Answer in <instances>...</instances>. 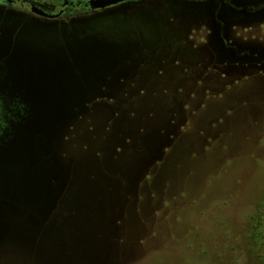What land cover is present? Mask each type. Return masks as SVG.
<instances>
[{"label":"rangeland","instance_id":"1","mask_svg":"<svg viewBox=\"0 0 264 264\" xmlns=\"http://www.w3.org/2000/svg\"><path fill=\"white\" fill-rule=\"evenodd\" d=\"M202 4L140 31L0 16V152L33 143L0 160V264H264V64ZM262 19L230 35L264 58ZM30 87L53 118H19Z\"/></svg>","mask_w":264,"mask_h":264},{"label":"flooded vegetation","instance_id":"2","mask_svg":"<svg viewBox=\"0 0 264 264\" xmlns=\"http://www.w3.org/2000/svg\"><path fill=\"white\" fill-rule=\"evenodd\" d=\"M160 0H0V16L15 17L23 21L38 22L41 25L56 28H70V21L80 22L77 26L83 31H95L98 21L104 20L108 26L115 20L113 27H126L140 31L143 28L144 16L155 17ZM175 1V0H173ZM188 4L203 3L210 6L214 30L219 34V44L237 53L247 49L240 55L253 54L261 63L264 58L253 53L245 41L232 38L231 32L250 33L257 27V20L264 18V0H184ZM202 4V5H203ZM152 14V15H151ZM132 18V19H130ZM102 22V21H100ZM118 22V23H117ZM264 22L262 21L261 24ZM235 52V53H236ZM236 53V54H237Z\"/></svg>","mask_w":264,"mask_h":264},{"label":"water","instance_id":"3","mask_svg":"<svg viewBox=\"0 0 264 264\" xmlns=\"http://www.w3.org/2000/svg\"><path fill=\"white\" fill-rule=\"evenodd\" d=\"M46 88H48V86ZM49 88L50 89L53 88V86H51V82L49 83ZM49 92L45 96H44L43 93H41V94L37 93L35 95V91H33L31 89V87H30V89L28 88V92L27 93H28V96L31 97L30 108L28 109V113L26 115H19V118L20 119H26L28 115L30 116L31 115L30 112H31L33 107H34V109L38 110V113L40 112L41 116H44L45 118H53L44 109V107L46 106V104H47V102L49 100V95H48ZM10 93H11V91H10ZM10 93L7 94V96L9 97V100L6 103V107H10V106L12 107V105L10 104L9 101L14 102L13 96ZM13 112H14L13 114L15 115V111L14 110H13ZM13 125L15 127H17L16 123H13ZM31 150H33V143L31 141H25L24 143H20V145H18V146H15V144H14V146H12V148L9 147V148H6L5 150H3L2 152H0V160H3V159H5V158H7L9 156L17 154L18 152L25 151V152L28 153V157L30 158V161H31V159H32V151Z\"/></svg>","mask_w":264,"mask_h":264},{"label":"trees","instance_id":"4","mask_svg":"<svg viewBox=\"0 0 264 264\" xmlns=\"http://www.w3.org/2000/svg\"><path fill=\"white\" fill-rule=\"evenodd\" d=\"M263 203L257 206L256 211H255V213L253 214V217H252L253 218V221L255 222L256 227L261 226L262 223H263L262 222V220H263V214L262 213L263 212L261 210L264 207ZM263 210H264V208H263Z\"/></svg>","mask_w":264,"mask_h":264}]
</instances>
